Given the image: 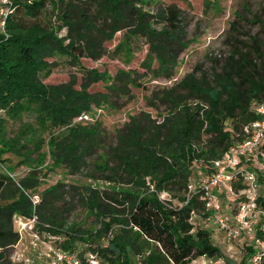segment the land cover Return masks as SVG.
<instances>
[{"label": "trees", "instance_id": "1", "mask_svg": "<svg viewBox=\"0 0 264 264\" xmlns=\"http://www.w3.org/2000/svg\"><path fill=\"white\" fill-rule=\"evenodd\" d=\"M13 2L15 10L7 16L5 30L0 28V111L5 112L0 113V163L5 168L0 172V260L5 258V250L19 241L15 217L34 214L40 229L66 237L64 250L73 253L75 245L83 242L88 251L98 253L101 264H189L190 259L200 256H223L209 232L196 229L192 221L193 212L205 204L200 194L189 197L191 166L202 162L207 171L213 160L245 138L247 124L261 119L254 107L264 102L263 23L260 31L235 40L211 79L189 74L175 86L187 89L185 94L176 95L175 87L170 88V114L162 122L148 118L149 122L142 124L132 116L127 128L116 133L118 143L94 164L112 187L58 182L40 191L42 175L48 173L44 170L47 154L69 174H80L104 145L102 124L89 122L94 120L92 106H101L99 98H108L110 91L126 94L125 88L129 92L130 87L142 85L133 76L134 70L121 68L111 75L107 70L86 68L82 59L106 55L104 41L129 28L117 45L128 58L132 55L131 33H144L151 39L159 64H173L174 56L159 49L167 48L168 42L183 33V10L175 2L166 4L155 15L164 22L159 30L152 24L153 14L144 8L149 0ZM157 2L161 0L153 3ZM97 20L103 24L99 26ZM237 22H233V30L238 28ZM153 60L150 53L143 65L151 67ZM62 63L79 69L83 76L80 87L75 75L59 84L46 82ZM161 66L153 70L159 71ZM99 82L107 91L90 90ZM121 82L127 84L119 89ZM28 111L34 112L40 123L61 129L50 136L48 153L43 150V139L20 144L6 132L10 118ZM82 114L93 119L77 121ZM8 154L19 157L18 164L29 166L25 176L15 177L17 166L7 163L4 155ZM108 155L114 158V165ZM237 175L241 178L242 172ZM86 177L98 178L93 173ZM236 181L235 189H239L237 185L245 187ZM164 192L170 199L161 198ZM69 193L95 216L99 228L65 227L55 207ZM34 195L40 196L36 204ZM174 199L181 204L175 205ZM249 252L253 256L254 248Z\"/></svg>", "mask_w": 264, "mask_h": 264}, {"label": "rangeland", "instance_id": "2", "mask_svg": "<svg viewBox=\"0 0 264 264\" xmlns=\"http://www.w3.org/2000/svg\"><path fill=\"white\" fill-rule=\"evenodd\" d=\"M149 1L150 3L145 4L144 8L153 14L152 16L154 17H150L153 21L152 24L159 30L164 26V22H161L160 17H156L155 15L166 4L175 2L183 10V33H181L178 39H174L170 43L168 42L167 48L162 47L159 49V52H161L160 50L166 52L167 56H174L175 62L173 64L168 63L166 67L161 66L157 59H155L157 54L151 49V39L146 37L144 33H139L138 35L131 33L132 55L128 58L127 53L118 49L117 45L128 33L129 28L117 32L113 40L104 41L103 44L107 48L106 55L97 59L91 57L83 58L81 62L86 68L94 67L101 71L107 70L111 75H115L117 70L121 68L134 70L133 76L136 77L137 83H141L142 85L130 87L131 91L128 92V89L125 88L127 82L118 83L119 89L123 86L127 90L126 94H122V90L120 92L110 91V98H99L101 101L99 105L101 106H92L94 120L89 122L98 121L102 124L100 130L103 135L104 145L98 148L94 158L88 159V168L83 171L85 175L83 173L69 174L66 169L57 166L52 157L47 154L44 170H47L48 173L42 175V185L38 190L43 191L45 188L53 186L58 182L66 184H73L74 182L79 184L90 183L94 187L100 188L112 187L113 183L105 181L102 178L101 171H98L94 164L100 161V159H97L99 158L98 156L111 151V147H114L118 143V135L116 133L127 128L130 118L136 116L142 124L148 123V118L156 121V123L162 122L164 116L170 114L171 98L168 93L170 88L177 86L189 74H193L198 79L202 77L211 79L214 69L220 68L223 65L225 58L233 49L235 40L246 39L248 34L260 31L262 23L264 25V0H161V2L157 3H153L156 0ZM92 12L94 13V7L92 8ZM234 21H238V28L236 30L232 29ZM97 23L99 26L103 24L102 20H97ZM64 34H66V31L61 33V35ZM152 41L157 42L158 39L152 38ZM150 53L154 57L151 67L146 64L143 65V61ZM160 66L161 69L159 71L153 70L158 69ZM71 75L77 76L78 83L76 86L80 87L83 81L82 73L77 67L64 63L55 67L46 82L59 84L69 81ZM175 89L174 93L176 95L185 94L187 91L184 88L175 87ZM90 90L107 91L103 82L93 84ZM109 99L111 102H108ZM260 104H264V102ZM0 113L4 114L5 112L2 110ZM6 132L9 134L8 136L16 137L17 141L20 140V144L41 138L45 141L43 150H45V153H48L49 147L47 144L50 136L53 132H61V129L50 128V126L40 123L36 114L28 111L19 117L10 118L6 122ZM207 137L205 135L204 138L206 139ZM263 154L264 148H261L255 156H252L251 160H247L250 155L245 156L240 165L242 170L247 169L255 173L256 180L258 181L256 191L247 189L243 192V187L240 188L238 185L239 189H235L234 182L232 187L235 194H233L229 191L230 183H225L216 191L221 200L220 211H214L210 207V210L202 208L193 212L192 221L195 224V228L207 230L213 243L221 249L223 256H200L192 259L189 264H253L250 260L249 250L250 248H254V244L247 238L248 236L246 237L245 234H241L240 232L229 233L220 229L217 224V218L238 210L247 197L256 196L259 205L264 208ZM5 156L8 158V164L17 166L14 170L16 178L25 176L28 173L29 166L25 163L18 164L19 157L9 154ZM109 158L112 157L109 156ZM111 160V164L114 165V158ZM212 164H209L210 167L207 170L212 167ZM191 167L193 174L190 183L198 189L208 172L205 170L202 162H195ZM0 172H5V168L1 163ZM89 173H93L98 178L86 177ZM238 177L237 175L235 178V180L237 179L236 182L245 185V188H247L249 181L244 178V175L241 178ZM70 194H67L62 201L57 202L55 207L57 213L64 218V222H66L65 227L76 224L86 230L99 228L100 225L95 216L88 212L82 202H79L78 197L73 198ZM188 194L189 197L192 196L190 191H188ZM170 197L169 193L164 192L161 194L162 199H170ZM173 202L175 205L181 204L177 199H174ZM14 224L15 229L20 232L19 241L13 247L5 250V258L0 260V264H45L56 252L64 250L62 244L63 239H66L65 236L56 237L50 231L40 229L37 224L32 227V225L26 222H19L18 220H14ZM41 224L43 223L41 222ZM261 224H264V221ZM232 228L237 230L235 226ZM258 234L264 237L263 230H260ZM88 253L87 245L83 244V242H78L73 250V254L81 257Z\"/></svg>", "mask_w": 264, "mask_h": 264}, {"label": "built area", "instance_id": "3", "mask_svg": "<svg viewBox=\"0 0 264 264\" xmlns=\"http://www.w3.org/2000/svg\"><path fill=\"white\" fill-rule=\"evenodd\" d=\"M14 10L15 7L13 0H0V28L3 30H5L7 16ZM255 110L262 117L244 127L243 133L245 138L230 146L220 158L213 160L212 167L207 170V176L198 189L197 187H194L193 184L189 183L188 188L191 195L200 194V199L204 201L205 208L208 210L212 207L214 211H220L221 200L216 191L223 184L230 183L229 191L235 194L232 184L234 183L237 174L240 172H242L244 178L249 181V186L247 188L244 187L243 192L247 189H253L255 191L257 189L258 181L256 180L255 173L240 168L242 159L245 158V156L250 155L246 158L247 160H251L252 156H255L258 150L264 148V104L255 106ZM89 119L93 118H90L88 114H82L78 117L77 121ZM39 201L40 196L34 195V204ZM15 220L23 223L26 222L27 224L32 225V227L39 222L36 214L32 217L16 216ZM263 221L264 208L259 205L256 196L247 197V199L239 206L238 210L232 213L231 217L228 215H222L217 218V224L220 229L228 231L229 233L236 231L245 234L246 237L248 236L247 238H249L252 244H254L255 252L250 258L253 264H263L264 237H261L258 234L260 230L264 231V224H261ZM233 226H235L237 230L232 228ZM56 237H58V235H56ZM45 264H101V261L98 253H93L91 251L81 257L66 250H60Z\"/></svg>", "mask_w": 264, "mask_h": 264}, {"label": "crops", "instance_id": "4", "mask_svg": "<svg viewBox=\"0 0 264 264\" xmlns=\"http://www.w3.org/2000/svg\"><path fill=\"white\" fill-rule=\"evenodd\" d=\"M232 212H233V211H232ZM232 212H230V214H229V213H227V214H229L228 216H230V217H231V216H232Z\"/></svg>", "mask_w": 264, "mask_h": 264}, {"label": "water", "instance_id": "5", "mask_svg": "<svg viewBox=\"0 0 264 264\" xmlns=\"http://www.w3.org/2000/svg\"><path fill=\"white\" fill-rule=\"evenodd\" d=\"M191 261H192V259L189 260V262H191Z\"/></svg>", "mask_w": 264, "mask_h": 264}]
</instances>
